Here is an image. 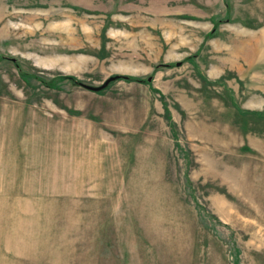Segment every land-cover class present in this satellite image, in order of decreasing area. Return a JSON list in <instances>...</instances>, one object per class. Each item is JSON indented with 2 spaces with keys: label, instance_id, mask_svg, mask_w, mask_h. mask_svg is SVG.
Wrapping results in <instances>:
<instances>
[{
  "label": "rangeland",
  "instance_id": "rangeland-1",
  "mask_svg": "<svg viewBox=\"0 0 264 264\" xmlns=\"http://www.w3.org/2000/svg\"><path fill=\"white\" fill-rule=\"evenodd\" d=\"M0 264H264V0H0Z\"/></svg>",
  "mask_w": 264,
  "mask_h": 264
},
{
  "label": "water",
  "instance_id": "water-1",
  "mask_svg": "<svg viewBox=\"0 0 264 264\" xmlns=\"http://www.w3.org/2000/svg\"><path fill=\"white\" fill-rule=\"evenodd\" d=\"M117 77L113 76L111 78H109L103 85L101 86H92V85H88V84H84L82 83V85H84L85 87H88L92 90H100L103 89L104 87H106L111 81L115 80Z\"/></svg>",
  "mask_w": 264,
  "mask_h": 264
},
{
  "label": "trees",
  "instance_id": "trees-1",
  "mask_svg": "<svg viewBox=\"0 0 264 264\" xmlns=\"http://www.w3.org/2000/svg\"><path fill=\"white\" fill-rule=\"evenodd\" d=\"M140 80V79H139ZM141 81V80H140ZM80 84H82V83H80Z\"/></svg>",
  "mask_w": 264,
  "mask_h": 264
}]
</instances>
